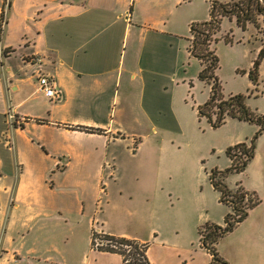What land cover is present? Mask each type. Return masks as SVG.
I'll return each instance as SVG.
<instances>
[{"label": "crops", "instance_id": "crops-1", "mask_svg": "<svg viewBox=\"0 0 264 264\" xmlns=\"http://www.w3.org/2000/svg\"><path fill=\"white\" fill-rule=\"evenodd\" d=\"M139 1L0 0V22L8 6L0 49H10L0 57V115L7 118L12 110L21 119L9 125L3 142L13 173L1 206L0 264H124L121 254L91 247L92 225L103 234L130 237L114 226L109 214L114 185L132 172L118 175L111 148L118 135L102 116L109 108L103 97L123 72L129 81L140 79L144 90L146 73L153 88L177 86L180 80V68L170 66L166 56L171 1L159 0L156 9L150 6L143 14L136 12ZM38 72L53 77L55 98L39 88ZM146 104L145 110L165 109L161 101L154 110ZM176 108L170 106V111ZM151 117L148 114V128L141 135L145 138L155 134ZM2 165L0 158V173ZM134 178L153 202L161 177L143 173ZM104 188L99 208L96 198ZM260 204L261 199L216 244L227 264H259L250 262L252 252L264 264V217L247 223ZM207 222L223 225L224 219L215 223L189 216L173 234L147 225L141 229L139 223L130 238L148 244L151 264H210L212 254L201 246L198 234V227ZM250 230L263 245L256 237L244 236Z\"/></svg>", "mask_w": 264, "mask_h": 264}, {"label": "rangeland", "instance_id": "rangeland-1", "mask_svg": "<svg viewBox=\"0 0 264 264\" xmlns=\"http://www.w3.org/2000/svg\"><path fill=\"white\" fill-rule=\"evenodd\" d=\"M170 1L171 13L166 27L171 33L166 35V56L170 66L177 65L180 68L176 72L180 76L178 85L153 88L149 84L150 75L146 73V91L140 79L129 81L123 72L122 79L114 82L112 89L106 91L103 97L109 100V108H106L102 116L118 135L111 147L117 155L118 175L122 170L132 172L124 174L120 183L114 185L109 214L114 226L130 237L139 223L142 224L141 229L147 225V228L154 227L159 232L170 230L171 234L174 233V227L180 226L189 216L195 219L201 216L204 221L212 219L215 223H222L229 210L226 204L220 202L221 194L214 190L210 175L214 170L219 171L230 166L231 160L226 150L242 141L249 144L254 142L253 159L244 170L230 173L224 181L233 191L239 183L245 189L255 190L259 194L261 204L250 213L247 222L249 225L264 217V130L256 135L259 129L256 124L231 118L214 127L207 117L199 118L197 115L198 105L210 98L212 84L199 79L200 63L187 50L191 26L211 18L209 11L212 3L228 0H182L178 3L176 0ZM259 2L264 5V0ZM159 4V0L139 1L136 12L143 14L150 6L156 9ZM6 7L8 6L5 4L1 15L2 28ZM235 23L236 21L227 17L221 18L220 31L213 35L218 40H212L210 44L218 58L214 73L219 92L225 99L230 94H245L248 97L247 106L264 114V50L256 67L258 84H254L249 78L254 61L264 49V13L257 15L253 22H248L244 29L237 28ZM230 30L232 34L228 35L232 42H225L223 36ZM3 54L4 50L0 49L1 58L4 57ZM121 58L123 60V55ZM157 101L164 103V111L145 110L149 107L147 102L154 110ZM173 105L178 108L170 111V106ZM147 113L152 115L154 121L151 123L157 125V129H153L155 134L150 138L141 136L148 128ZM10 124L9 119L0 115V158L3 159L0 173V225L1 206L7 195L4 191L5 185H8L11 178L9 175L13 173L6 160L7 151L3 145ZM151 141H154L153 144ZM135 147L136 154L133 156ZM143 173L158 174L161 177L158 195L153 202L142 194L148 190L134 178L135 174L142 176ZM100 187L102 189L104 186ZM105 190L106 188L97 194L99 208L105 201V196L101 194ZM251 197L248 196V199ZM244 236L252 239L256 237L263 245V240L254 235L253 230ZM260 261L252 252L250 262L260 264Z\"/></svg>", "mask_w": 264, "mask_h": 264}, {"label": "trees", "instance_id": "trees-1", "mask_svg": "<svg viewBox=\"0 0 264 264\" xmlns=\"http://www.w3.org/2000/svg\"><path fill=\"white\" fill-rule=\"evenodd\" d=\"M264 13V5L259 0H229L227 2H214L210 7V17L203 23H193L191 26V39L188 52L198 58L201 64L198 77L207 84H212L210 98L203 104L198 105V117H207L210 124L214 127L220 126L227 118L244 120L258 126L257 134L264 130V114L249 108L246 104L248 99L245 94L229 95L226 99L219 92V86L214 70L218 66V58L214 48L210 47L212 40L216 42L217 37L214 34L220 31L221 18L229 19L235 17L236 24L242 29L246 28L248 22H253L257 15ZM2 23L0 22V30ZM232 30L223 36L225 42H232L229 36ZM262 49L258 58L254 61L253 67L249 71V78L254 84L257 83L256 67L259 58L263 56ZM8 54L10 49H4ZM214 118L212 119V116ZM89 131H99V129L87 128ZM255 144L253 141L239 142L226 150L231 164L223 170H214L211 172L210 181L213 188L220 192V202L228 205L230 211L225 214L224 224L205 223L198 227L201 246L207 248L213 259L210 264H227V261L221 257L216 250V244L220 238L230 232L243 218L247 216L248 211L254 207L260 198L255 191H247L237 183L236 190L229 189L226 182L228 174L244 170L246 165L253 159ZM216 177L218 179H216ZM252 196L248 199V196ZM247 200V202H245ZM104 245L98 247V250L114 251L123 256L124 264H151L147 259V243L126 236H114L112 234L103 235Z\"/></svg>", "mask_w": 264, "mask_h": 264}, {"label": "built area", "instance_id": "built-area-1", "mask_svg": "<svg viewBox=\"0 0 264 264\" xmlns=\"http://www.w3.org/2000/svg\"><path fill=\"white\" fill-rule=\"evenodd\" d=\"M41 59L38 58V62H40ZM39 77L37 78L38 80V85L39 88L45 93L46 96L48 97H56L57 94V88L54 85V80L53 77L46 75L45 73L38 72ZM7 118L9 119L10 123L12 125H15L17 122H21V119L12 111L9 110L7 112ZM103 233L96 227L92 225V241H91V247L94 249H98V247L104 245V240H103Z\"/></svg>", "mask_w": 264, "mask_h": 264}]
</instances>
